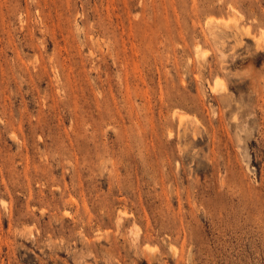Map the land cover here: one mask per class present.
Segmentation results:
<instances>
[{
	"label": "rangeland",
	"instance_id": "obj_1",
	"mask_svg": "<svg viewBox=\"0 0 264 264\" xmlns=\"http://www.w3.org/2000/svg\"><path fill=\"white\" fill-rule=\"evenodd\" d=\"M0 264H264V0H0Z\"/></svg>",
	"mask_w": 264,
	"mask_h": 264
}]
</instances>
